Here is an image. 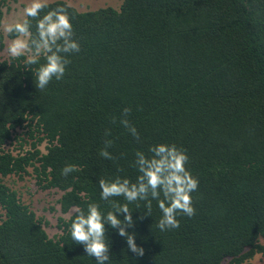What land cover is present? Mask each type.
I'll list each match as a JSON object with an SVG mask.
<instances>
[{"label":"trees","instance_id":"obj_1","mask_svg":"<svg viewBox=\"0 0 264 264\" xmlns=\"http://www.w3.org/2000/svg\"><path fill=\"white\" fill-rule=\"evenodd\" d=\"M57 4L68 7L80 44L63 79L41 91L23 57L0 60V264H96L71 239V209L91 201L110 210L98 179L121 167L134 180L135 152L158 142L186 149L199 181L191 193L195 214L178 215L179 229L161 232L156 201L151 216L144 202L130 204L135 224L128 231L144 255L106 224L108 264L264 258V0H122L118 9L83 12L49 2ZM124 107L139 141L112 122ZM105 139L116 161L99 156ZM12 140L17 152L6 148ZM68 163L81 170L61 175ZM29 169L41 189L62 192L57 203L68 215L58 217L54 237L5 182Z\"/></svg>","mask_w":264,"mask_h":264},{"label":"clouds","instance_id":"obj_2","mask_svg":"<svg viewBox=\"0 0 264 264\" xmlns=\"http://www.w3.org/2000/svg\"><path fill=\"white\" fill-rule=\"evenodd\" d=\"M32 21H35V33L31 31ZM0 31L8 37L5 51L9 60L23 57L36 88L41 91L53 79H63L70 63L69 54L80 51L68 7L61 4L50 7L49 0H28L23 7L22 18L0 21ZM130 113L131 108L124 107L118 121L117 117H112V122H118L139 141L140 133L128 118ZM104 135L110 137L111 129H106ZM111 147L112 140L105 139L99 156L116 161L117 157L109 151ZM188 162L186 149L175 143L158 142L150 145L147 153L137 150L133 161L137 171L134 180L122 175L124 169L121 167H117L116 173L98 179L100 199L110 205V210L102 212L100 205L91 201L85 208L74 206L71 209L74 217L70 224L72 241L83 245L86 254L94 257L96 264H108L107 224L126 240L131 252L143 256L144 249L137 245L135 233L128 231L135 224L129 205L135 203L139 208V202H144V215L151 216L153 201H156L161 213L157 222L159 230L179 229L178 215L191 218L195 214L191 193L199 185L198 178L186 166ZM80 170L77 165L68 163L61 169V175L67 177ZM116 198H122L123 202ZM138 219H143V216Z\"/></svg>","mask_w":264,"mask_h":264},{"label":"rangeland","instance_id":"obj_3","mask_svg":"<svg viewBox=\"0 0 264 264\" xmlns=\"http://www.w3.org/2000/svg\"><path fill=\"white\" fill-rule=\"evenodd\" d=\"M53 1V0H49ZM68 5L74 7L78 11L96 10L102 7H113L118 9L122 3V0H64ZM28 0H5L3 6V18L2 21L15 20L22 18L23 7ZM2 35V46H0V60L7 57L6 54V40L8 37L0 31ZM21 132V130H18ZM24 145L23 147H25ZM28 146V145H27ZM41 146V150H44ZM6 148L17 152L19 146L13 140L8 142ZM16 148V149H15ZM18 148V149H17ZM5 182L11 188L15 189L20 196L21 200L27 204L34 214L43 222V228L49 237H54L60 233V229L57 227L58 217H67L68 213H61L59 205L57 203L58 198L62 194L57 189H41L35 182L34 176L28 173L19 179L17 176H7ZM251 264H264V258L257 254L252 258Z\"/></svg>","mask_w":264,"mask_h":264}]
</instances>
